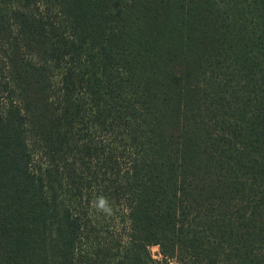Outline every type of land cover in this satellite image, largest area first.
<instances>
[{
    "label": "trees",
    "instance_id": "1",
    "mask_svg": "<svg viewBox=\"0 0 264 264\" xmlns=\"http://www.w3.org/2000/svg\"><path fill=\"white\" fill-rule=\"evenodd\" d=\"M170 260L264 264V0H0V264Z\"/></svg>",
    "mask_w": 264,
    "mask_h": 264
},
{
    "label": "rangeland",
    "instance_id": "2",
    "mask_svg": "<svg viewBox=\"0 0 264 264\" xmlns=\"http://www.w3.org/2000/svg\"><path fill=\"white\" fill-rule=\"evenodd\" d=\"M101 145H102V148L107 149V145H106V143H102ZM108 151H109L110 153L114 154V155H120V153H119L118 151H117V152L114 151V149H112V150H108ZM113 214H115V212H114ZM106 227H107V229H108L109 231H111L109 224L106 225ZM102 237H103L104 240L107 241L108 243H113V242H114V239H115V238H113L112 236L107 235V234H103ZM148 250H149V252H150V254H151V257L153 258L154 261H156V262H157V261H162V256H161V254H160V250H159V247H158V246H156V245H151V246L148 247ZM169 264H176V262H175V260H170V261H169Z\"/></svg>",
    "mask_w": 264,
    "mask_h": 264
},
{
    "label": "clouds",
    "instance_id": "3",
    "mask_svg": "<svg viewBox=\"0 0 264 264\" xmlns=\"http://www.w3.org/2000/svg\"><path fill=\"white\" fill-rule=\"evenodd\" d=\"M95 207H97L98 210H105V211L108 210L106 208V201L103 198H100L98 200V203L95 204Z\"/></svg>",
    "mask_w": 264,
    "mask_h": 264
}]
</instances>
